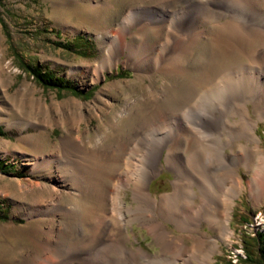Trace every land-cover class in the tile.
<instances>
[{
	"label": "bare ground",
	"instance_id": "bare-ground-1",
	"mask_svg": "<svg viewBox=\"0 0 264 264\" xmlns=\"http://www.w3.org/2000/svg\"><path fill=\"white\" fill-rule=\"evenodd\" d=\"M146 1L152 2V11L131 10L115 28L100 35L102 55L89 70L91 80L98 82L104 71L122 62L134 72L132 83L148 79L150 84L139 87L142 94L134 96L131 84L117 83L126 96L115 110L100 96L94 99L92 107L94 112L99 110L98 117L109 115L94 141L82 140L78 127L64 130L57 143L39 131L41 145L47 144L49 152L35 154L28 164L33 174L52 181L20 186L19 197L25 205L17 213L26 220L28 251L22 255L21 248L20 253H13L8 264H121L123 255L131 264L160 262L163 257V264H211L218 242L232 235L228 222L234 200L246 190L254 201L263 197L264 149L255 128L264 121V0H140V4ZM221 4L231 5L232 14H224ZM191 6L196 8L188 9ZM245 8L254 17L243 23L240 15ZM176 10L182 17L172 18L169 28L170 15ZM189 34V43L181 47ZM134 37L138 38L135 43ZM206 40L216 62L199 61L202 66L197 69L189 56ZM160 47L164 48L156 55ZM241 65L247 67L233 70ZM155 75L167 78L168 83L155 88L151 81ZM175 80L190 81L192 86L175 91ZM203 98L211 105L219 104L216 113L203 108ZM17 103L14 124L24 118L25 126H38L36 115L45 105L26 98ZM83 107L70 100L55 108L65 111L62 115L76 113L83 120ZM133 114V122L124 125ZM152 127L153 132L172 133L168 140L151 135L142 145L139 136ZM112 132L118 138L107 143ZM31 141L25 137L14 148L24 150L23 143ZM143 150L150 154L146 159L150 171L133 182ZM164 150L163 166L158 162ZM128 151L133 160L123 166ZM161 167L171 171L174 179L171 192L157 199L149 193V182ZM240 167L248 175L247 186L238 175ZM114 186L112 203L121 210V220L114 238L100 243L110 206L114 211L110 204ZM127 189L137 207L124 205L122 190ZM139 205L154 211L148 216ZM193 212V220L186 221V215ZM134 223L151 235L159 248L157 254L127 246L126 227ZM204 225L215 235L202 232Z\"/></svg>",
	"mask_w": 264,
	"mask_h": 264
},
{
	"label": "rangeland",
	"instance_id": "rangeland-1",
	"mask_svg": "<svg viewBox=\"0 0 264 264\" xmlns=\"http://www.w3.org/2000/svg\"><path fill=\"white\" fill-rule=\"evenodd\" d=\"M151 4L152 2L146 1L141 5L140 0H0V127L5 132V136L0 137V162L5 163L8 168V170L0 171V202L4 206L2 210L4 218L0 217V264H8L11 255L20 253L21 248H24L22 255L28 251V243L25 238L26 230L23 228L26 220L17 213L19 208L25 205V201L19 197L21 194L20 186L23 188L24 185L37 182L50 184L52 181L46 176L33 174L28 164V160L35 154H47L49 152L47 144L41 145V138L38 137L39 131L49 135L48 141L57 143L65 134L64 130L75 131L78 127V134L81 135L82 140L85 141L88 137L90 141H94L95 135L101 131L104 121L109 116L98 117L99 110L96 108L97 111L94 112L92 107L94 99L100 96L101 99L108 101V104L115 110L119 108L126 96L121 92V84L117 83L131 84L136 91L133 93L134 96L142 94L139 87L150 84L148 79L145 80L146 82L132 83L134 72L125 67L122 62H119L116 67L104 71L103 79L98 82L91 80L89 69L102 55L100 35L110 28H115L121 17L131 10L146 13L152 11L153 6ZM195 8V6H191L188 9ZM221 10L227 16L232 14L231 5L221 4ZM181 17L180 10L173 11L167 27L170 28L173 25L172 18L175 20L181 19ZM253 17L252 10L248 8L243 9L240 15L243 23L249 22ZM191 36L190 34L186 35V39L181 42L180 46H186ZM77 37L83 41L75 45L76 43L74 44L72 41ZM136 41L138 38L134 37V43ZM204 42L198 44L189 56L190 64L197 69L202 66H200L199 61L205 64L216 62L209 52L207 40ZM66 43L72 49L64 47L63 45ZM161 48L164 47L158 48L156 55L159 54ZM29 63L48 67L58 77L72 82L81 94L68 91L58 92L45 88L21 66ZM244 67L247 65L238 66L233 70ZM227 72L230 70L225 73ZM151 81H153L152 85L155 88H160L164 83H168L167 78L158 75L153 76ZM175 81L172 85L175 91L188 90L192 86L190 81L187 83L180 80ZM115 84L117 85L113 88ZM233 95L234 97L237 96L236 93ZM20 98L32 99L35 105H38L39 102L45 105L42 112L36 115L38 126H25L24 118H21L20 121L22 122L19 125L14 124L16 122L14 106L18 104L17 101ZM70 100L85 104V107L82 108L85 119L80 120L76 113H69L70 116H65L62 115L65 111H56L55 107ZM200 101L205 110L209 109L212 113H216L215 110L219 105L217 102L211 105L208 98H203ZM232 108L234 109L233 104ZM134 118L135 115L133 114L124 120V125L133 122ZM152 129L155 128L152 127L139 136L138 140L142 145L147 138L152 139L151 135L156 134V137L168 140L169 134L172 133H162L164 130L157 133L153 132ZM85 130L89 131V134L85 135ZM255 133L264 149V121L258 123ZM25 137H31L32 141L23 143L24 150L16 151L14 146L24 141ZM108 137L107 143L118 138L113 132L108 134ZM165 154L166 150L163 152L162 160L158 162L163 166L165 165L163 159ZM147 157H150L149 152L143 150L138 163V171L132 177L133 182H137L150 171L146 161ZM135 159L139 160V157ZM132 160L130 151H128L123 159V166ZM214 163L216 166L220 165L219 162L218 164L217 162ZM9 169L13 173L9 172ZM238 172L242 183L247 186L248 175L246 170L240 167ZM121 173L122 169L118 172V178H121ZM173 179L174 174L171 171L165 167L164 169L163 167L159 168L157 174L150 179L149 193L157 199L170 193ZM228 184H231L230 179L227 181V186H229ZM115 190L114 186L110 195V204L114 206V211L110 206L109 215L103 223V240L100 243L108 244L114 238V229L121 220V210L119 211V208L112 203ZM122 193L125 206L137 207L130 189L122 190ZM138 207L148 216L154 211L145 205ZM195 215L194 212L193 215L187 214L184 219L186 221L193 220ZM244 220L248 221V224ZM228 226L232 235L227 241L218 242V250L217 253L213 254L211 264H221L227 260L236 263L239 257L245 258L242 238L251 237L256 232L264 233V195L260 200L254 201L247 190L243 191L234 200ZM167 228L174 234H179L171 224H167ZM126 230L128 247H142L143 250L152 255L158 253V246L140 224L127 225ZM202 232L207 235H215V232L206 225L202 228ZM89 257L87 256V258ZM165 261L166 257H163L160 262L148 264H163ZM121 264H131L126 255H123Z\"/></svg>",
	"mask_w": 264,
	"mask_h": 264
},
{
	"label": "trees",
	"instance_id": "trees-1",
	"mask_svg": "<svg viewBox=\"0 0 264 264\" xmlns=\"http://www.w3.org/2000/svg\"><path fill=\"white\" fill-rule=\"evenodd\" d=\"M83 40L80 37L75 38L72 42L77 45V43H81ZM67 49H72V47L66 43L63 45ZM24 70H26L32 77L37 80L42 86L47 89L55 90L58 92L68 91L73 92L75 94H81L80 91L76 89V86L61 77H58L55 72L50 70L48 67H43L37 64H23L21 65ZM5 132H3L0 127V137H4ZM8 170L5 163L0 162V171ZM9 172L13 173L12 171ZM4 206L0 202V217L4 218L2 210ZM246 224L248 221L244 220ZM253 234V233H252ZM243 242V250L245 258L239 257L236 263H233L231 260H227L226 262H221V264H264V233L256 232L253 236H246L242 238Z\"/></svg>",
	"mask_w": 264,
	"mask_h": 264
}]
</instances>
